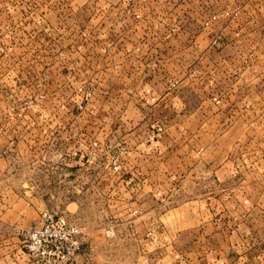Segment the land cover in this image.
I'll return each instance as SVG.
<instances>
[{
  "label": "rangeland",
  "instance_id": "rangeland-1",
  "mask_svg": "<svg viewBox=\"0 0 264 264\" xmlns=\"http://www.w3.org/2000/svg\"><path fill=\"white\" fill-rule=\"evenodd\" d=\"M165 132L184 177L138 182ZM44 208L98 252L134 209L187 253L229 221L264 264V0H0V256Z\"/></svg>",
  "mask_w": 264,
  "mask_h": 264
},
{
  "label": "crops",
  "instance_id": "crops-1",
  "mask_svg": "<svg viewBox=\"0 0 264 264\" xmlns=\"http://www.w3.org/2000/svg\"><path fill=\"white\" fill-rule=\"evenodd\" d=\"M143 84V85H142ZM140 87H148L149 89L152 87L150 91L152 94L148 96L155 97L159 101H166L170 99L169 94L167 92L161 93L159 96L156 95V91L154 90L153 84L151 82L142 83ZM149 93V92H148ZM155 99L153 100L155 102ZM167 132V129H166ZM164 133V137H159V141H157L156 146L154 148H149L148 145L144 148V145L134 146L133 150V158L134 164L141 166L142 163L147 162V160L143 161L142 159L145 157V152L148 154L147 158L150 159L149 166L152 169L148 175V177H144V174L139 170H135L137 174H133L134 178L137 179L138 182H149L155 184L154 177H157L161 173L166 172L167 175L165 178L170 175L167 179L172 181H178L179 178L184 177V173L188 169L187 165H184L183 158L174 157V151L172 149V141L167 138L166 135L168 133ZM220 170V169H219ZM218 170V171H219ZM179 173V174H178ZM214 177L220 183L221 179L219 178L217 172H214ZM132 179V178H130ZM129 179V180H130ZM157 179V178H155ZM143 180V181H142ZM197 197V196H194ZM184 199H188L184 197ZM138 213L135 216L131 215V211L128 214L125 212L127 216L123 219V221L117 225V227H121L120 231H126L128 237H132V239L122 238L119 236L117 239L108 240L101 244V248L104 247L103 250L98 252L99 250H95L94 248L98 246L87 245L83 246V249L80 254L76 257L77 264H252V258L249 254H243L237 256V228L232 227L231 223L228 221L227 227H222V224H213L212 232H209L208 237H206V233L204 234L205 227L209 226L204 224L199 227L198 230L202 229L203 235L200 240L197 241L196 253H187L188 250H181L176 248V244L179 243L178 240L163 238L161 236L164 234L165 230L160 228L158 225L154 223L149 224L148 228H145L142 225L141 218L143 216H151L154 211L153 209H145V212H142L141 209H137ZM230 216V211H228ZM229 216V218H230ZM235 225V224H233ZM117 229V230H119ZM250 230L247 225L242 224L238 230ZM162 231L160 234V239L157 240L156 234L159 231ZM119 231V233H120ZM148 232L146 236H151L149 239H141V237ZM207 231H210L209 229ZM140 232H144L141 234ZM156 233V234H154ZM137 234V235H136ZM212 234V235H211ZM223 234V235H222ZM118 236V234H117ZM154 236V238H152ZM244 239H241L240 243H248L247 242V232L243 235ZM134 237V238H133ZM9 244V242H6ZM244 248L246 252L251 248V245H246ZM94 247V248H93ZM117 247V249L112 250ZM132 247V251L128 248ZM136 247V250H134ZM190 248V247H189ZM10 249V247L8 248ZM190 250V249H189ZM112 252H115L114 255ZM100 253V255L98 254ZM146 258L147 262L144 263L143 259ZM0 264H27V259L24 255L12 254L8 253L3 257L0 256Z\"/></svg>",
  "mask_w": 264,
  "mask_h": 264
},
{
  "label": "built area",
  "instance_id": "built-area-1",
  "mask_svg": "<svg viewBox=\"0 0 264 264\" xmlns=\"http://www.w3.org/2000/svg\"><path fill=\"white\" fill-rule=\"evenodd\" d=\"M88 162V161H86ZM109 169L121 174V165L112 161ZM137 209L131 211L135 216ZM107 236H114L112 226L105 228ZM81 230L67 220L58 208H44L36 225L19 230L25 254L31 264H77L76 257L83 249ZM146 263L147 259L144 258Z\"/></svg>",
  "mask_w": 264,
  "mask_h": 264
}]
</instances>
